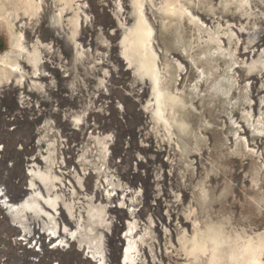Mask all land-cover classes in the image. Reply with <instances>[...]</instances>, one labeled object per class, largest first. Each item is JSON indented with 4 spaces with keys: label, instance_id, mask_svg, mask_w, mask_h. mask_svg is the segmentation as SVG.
I'll use <instances>...</instances> for the list:
<instances>
[{
    "label": "bare ground",
    "instance_id": "1",
    "mask_svg": "<svg viewBox=\"0 0 264 264\" xmlns=\"http://www.w3.org/2000/svg\"><path fill=\"white\" fill-rule=\"evenodd\" d=\"M1 1L0 17L8 24L9 30L7 28L6 30L10 31L9 34H11L12 50L0 55V83H8L14 79L20 82L24 80L22 78L25 75L22 72L20 58L25 57L26 59L24 60L29 62V66L37 71L41 68L40 64L43 57L41 48L44 46L37 40V42L32 43L33 45L31 44V49L28 48L27 44L25 45L24 43V36L22 34H15L13 30L15 20L21 13L35 16L43 12L42 18L44 21L48 20L50 22V19L52 23H60L63 12L72 10L74 0H56L58 1V5L60 2L63 6L58 15L52 12L53 0H7L5 3L8 2L13 5V11L11 12H6L2 9ZM199 2L203 3L201 0ZM232 2L238 3V7L243 11V14L249 17L248 20L257 16L253 0H219L216 4L219 7L221 6V11L224 12V6L228 7L229 3L233 4ZM195 6H197L195 0H120L118 5V9H120L119 11L115 10L118 24L110 21L105 23L103 18H107L108 20L110 18L106 14L102 16L103 18L98 17L97 20L99 24L105 26L107 40H109V44L106 46L89 42L90 36H94L98 32L93 25L94 19L89 20L90 11L88 12L83 9L85 18H81L79 12L72 10L69 21L73 25L74 30L72 32H74L76 45L83 48L94 45L96 51H99L102 56L103 61L99 63L98 69H92L91 71L83 66L85 64L82 63L84 52L78 50L79 52L76 51L78 53L75 57H70L73 47L70 38L73 36V33L71 34L72 36H68V32L66 33L62 28L63 26L61 28L52 26L51 30H48L51 32V38L50 42L45 45V52L49 55L55 67L62 69L67 73L65 77H71L73 80L70 90L72 97L77 98L80 95V90L77 92L78 88H74V83H78V80H80V68L84 71V76L87 79L97 76V70H102L106 74L120 72L122 76L133 74V77L139 82L140 86L137 90L130 88L131 91L138 98L139 103H141L140 101L145 95L149 94L150 98L146 100L143 108L150 114V122L154 124L153 126H156L158 131H163L162 133H164V138H160L159 144L157 142L155 146L153 145L155 142L148 136L149 134H145L144 143H141L137 147V152L135 151L136 155H134L130 149L123 151L121 148L120 141L125 124H120L121 129L113 131L110 123L108 122L107 128L104 121L100 126L99 133L92 132L89 135L90 138L85 140L93 139L94 146L89 141L83 145L81 144V147L73 146L75 144L68 146L69 154L70 152H74L77 155L74 162L73 160H69L67 166L61 169L60 172L53 171V169L35 172V177L38 178L39 175L44 183L54 188V191L53 189L52 191L50 190V194L47 192V195L36 191L35 195L22 205V210H31L37 214L41 212L47 213L39 201L40 198H43L49 205L51 204L52 210L49 216L52 222V234L54 235L51 238V244L54 245L58 242V246L56 245L58 249L54 251L55 253H52L57 256V261L60 264L67 262V250L70 247L73 249L74 241L78 242L80 251L84 252L87 249V254L81 256L79 260V262L87 264L91 263L92 258L99 264H166L165 260L168 264H180L179 260L181 259L184 261L181 264H264V233H254V235L238 233L234 238L226 232L225 227L223 230V226L207 223L202 227L201 221L197 218L198 214L200 215L199 209L191 203L186 205L184 193H181L183 190L187 191V180L189 177L183 171H178L179 168L176 166V157L179 153L183 154V151L187 148L182 145V137L179 135V132L184 133L191 129H188L190 125L184 121L185 118L181 119L178 113V108H184L187 104H185V98L174 93L169 86L172 75H169V66L171 65L167 61L165 68H161L160 66L161 53H163L160 44L163 42L159 43V34L161 32L158 29V25H156L158 19L160 20V27L168 30L175 21L180 24L186 18L197 29L199 43L206 53H219V55H224V57L229 55L231 57L230 61L233 60V64H238L239 68H247V75L249 77L244 85H246L245 87L249 92H246L247 96L245 98L249 104V109H244L245 115L243 116L244 120L253 127L254 132L243 126V129L240 128L241 132H239V129L237 130L234 143L231 142V146L227 144L226 146L229 154H240L243 157L250 156L251 158H259L261 160L262 164L256 165L254 169L250 190L259 186L258 182L264 167V152L260 142L264 136V112L262 110L259 113L256 112L253 98L254 96H258L259 100L264 102V94L260 95L262 92L255 94L257 92L255 84L258 80L254 73L260 65L264 70V60L262 59L264 57V27L259 25V22L258 24L253 23L250 26V22H247V20L246 23H242L241 21L232 22L229 19H224L223 13L216 17L218 12L213 0L209 2L208 11V13L211 12L214 15L212 18H207L208 15L206 17L204 13L197 12ZM121 15L125 16L124 22L121 20ZM36 20L38 19L36 18ZM56 25L58 26L59 24ZM192 34L194 33L192 32ZM234 41L236 42V46L234 45L233 51L231 45ZM189 49L193 50L192 48ZM212 49H215V51L212 52ZM175 60L179 68H185L179 59ZM122 61H126V67L127 65L129 66L127 69L123 68ZM224 62L225 64L227 63L226 60ZM195 63L197 62L195 61ZM220 67L221 65L217 63L214 69L218 77H222L224 74V95L231 102L230 97H233L235 94L233 91L241 88L240 75H238V69L231 71V69L224 68V71H220ZM201 73L205 74L204 69ZM111 75L113 76V74ZM201 87L202 83L198 81L194 87L197 95H200L202 91ZM121 93L118 92L119 95ZM107 94L109 96L111 93ZM78 98L80 99V96ZM126 99L128 100L127 97L124 98V95L121 98L124 103L127 102ZM123 108L125 110L126 105L122 103V112ZM88 110L76 111L73 116L74 120L79 123L85 120V118L90 117L91 115L89 116ZM68 122L71 123V121ZM234 123L235 125L238 124V120H235ZM90 130L89 132H91ZM81 131L82 133H86V126L81 128ZM159 136L156 138L159 139ZM132 145L130 143V146ZM121 152L124 154L122 155ZM199 155L202 154L199 153ZM116 156L121 158V160H116ZM163 156L167 157V159L162 160ZM132 161L133 167L131 166ZM140 180L144 182L141 183L142 186L138 185L140 182L137 184V181ZM196 188H199L198 190L200 191V197H198L206 202V198L208 199V195L210 194H208V191H210L208 189L210 188L207 189L206 181L200 182ZM60 204H63L67 208L69 215H63ZM59 205L61 209H58ZM203 205L207 204L203 203ZM140 206L143 207L142 213H140ZM145 213H148L147 219L144 218ZM181 215H184L186 219L193 218V233L188 232L186 225L188 222L180 221ZM74 217L76 218L75 221H73ZM119 219L123 220L122 228L116 225ZM120 231L123 235L116 236ZM174 233L177 234V240L174 239ZM182 256L184 257L182 258ZM172 260L177 262L172 263Z\"/></svg>",
    "mask_w": 264,
    "mask_h": 264
},
{
    "label": "rangeland",
    "instance_id": "2",
    "mask_svg": "<svg viewBox=\"0 0 264 264\" xmlns=\"http://www.w3.org/2000/svg\"><path fill=\"white\" fill-rule=\"evenodd\" d=\"M5 1L7 0L1 1V5L3 7L1 8L4 9L6 12L13 11V5L8 2L5 3ZM37 1H40V0H37ZM53 1H52V8H53L52 12L54 14L57 13L56 15H58L60 14L59 11H61L63 6L60 2L58 5V1L56 0H53ZM201 1H203V3H200L199 0H195V3L197 5L195 6L196 7L195 10L199 13H202V14L204 13L206 17L208 15L207 18L214 17V15L211 12L208 13L210 0H207V1L201 0ZM218 1L219 0H213V3L216 5L217 7L216 10L218 12L216 17L218 15H222L223 13L224 19H229L232 22L241 21L242 23H246V20H247V22L248 21L250 22V26L253 23L258 24L259 22V25H262L264 27V2H263L264 0H257V1L253 0L254 8L256 10L257 16L252 17L250 20H248L249 17L246 14H243V11L240 10V8L238 7V3L232 2L233 4L235 3L234 5L229 3L228 4L229 6L227 5L228 7L224 6V12H222L221 11L222 7L221 6L219 7V5L216 4ZM119 3H120V0H74L73 1L72 10L79 12V14L81 15V18L85 16L83 14V9H84V10H87L88 12L90 11L89 20L94 19L93 25L95 29L98 30V32H96L97 35L95 34L94 36L93 35L90 36L89 38L90 43L92 44L98 43V45L100 46H106L109 44V40H107L108 38L105 32L106 29H104L105 26L102 24H99L97 20H98V17L100 18L106 14L108 18L109 17L110 18L108 20L107 18L102 17L105 23H108V21H110L115 24H118V17L116 15V11H119L120 9V8L118 9ZM72 10L63 12L62 16L64 18L61 17L60 23H56V24H59L58 26L55 23H52V20L50 19H49L50 22H48V20L44 21V19L42 18L43 12L39 13L40 16L39 14L35 16L34 15L28 16L26 14L21 13V15L15 20V26L13 28L15 34H22L24 36L23 40H24L25 45L27 44L26 46L30 49H31L32 43L37 42V40L40 41L42 45L44 46L41 48V53H43L42 54L43 57H42V61L40 64L41 68L39 67L40 69L37 71L33 70V67L29 66V62L27 60L26 61L24 60L26 59L25 57H21L20 59L22 62V72L25 74L23 75L22 80L23 79L24 80L18 82L17 80L14 79L13 81L8 82V83H3V84L0 83V129L2 130L7 122L6 119L4 118L6 114H11V115L15 114L16 115L15 119H18V120L20 119L19 114L22 115V113H19V108H20L19 107V93L24 92V94L29 95L34 101H37L42 107H45V109H51V110L55 108L57 109V110H53L54 113L45 112L38 117L32 116L33 113L31 111L23 112V115H22L23 120L20 122L21 130H20L19 136H21L23 139H26L27 141H31L32 139L35 138L34 135H35L36 129L41 127L44 123H46L47 120H50L51 118H56V120L60 122L62 121V124H64L65 132H66V128L68 127L67 129V136H68V143H69L68 146H72L73 144H75L73 146L81 147L84 143H87L88 141L91 142V144H93L94 146V142L92 141L93 139H90L88 141H85V140L87 138H90L89 130L93 128V124H95V126L97 125L98 127H100L102 125V122L104 121H105L106 126L108 125V122L110 123L113 131H115L116 129H117L116 131H118L119 129H121L120 124H123V125L125 124L124 125L125 127L123 129V136L120 141L121 148L123 151H127L130 149V151H132V154L136 155L137 147H139L140 144L144 143L143 141H145L144 139L145 134H149L148 136H150L152 138V141L155 142V143L153 142L154 146L157 145V142L164 138V133H162L163 131L162 132L158 131L156 129V126L155 127L153 126L154 124L150 122V114L146 112L143 108V105L146 104V100L150 98L149 94L147 93L148 95H145V97L140 101L141 103H139L137 100L138 98L135 97L134 93L131 91L130 88L132 89L135 88L137 90L140 86L139 82L133 77V74H130V76L129 75L122 76L120 72H118L119 74L110 72V74L107 73L108 74L107 75L106 72L102 70L101 71L97 70L98 72L97 76H95L92 79H89V78L87 79L84 76V71L80 68L79 69V74H80L79 79L80 80H78V83H74V88H78L77 92H79L80 90V93H79L80 95H78L77 98L72 97L70 90H71V85H73L72 83L73 80L71 79V77H65V74L67 73H65L62 69L56 68L55 65L52 63V60L50 59L49 55L45 52L46 50L45 45H47L50 42V38H51V32H49L48 30H51L52 26H56L58 28H61L63 26L62 28L66 31V33L68 32L67 33L68 36L73 33L72 34L73 36L71 35L72 37L70 39L72 40L71 43L74 48L72 47V53L70 57L72 58L75 57L79 51L84 52L82 63H85L83 64V66H85V68H88L89 71H91L92 69L95 70L96 68L98 69V67L100 66L99 63L103 61L101 58L102 57L101 54L99 53V51H96L94 45H90L84 48L82 46L76 45V42L74 40V32H72V30H74L73 25L69 21V18H71ZM113 10L114 11L116 10L115 14ZM122 13H123V10H122ZM122 16L123 15H121V20L122 22H124L125 16L123 17ZM36 18L38 20H36ZM4 21L5 20L2 17H0V55L8 53L12 50L11 34H9L10 31H8L9 29H8L7 22H4ZM95 21L97 22L95 23ZM188 23L189 22L186 18L183 19L182 22L180 23L182 24V26H180L179 22L175 21L173 25L169 27V29L167 30L165 28L160 27L159 19L158 21H156V25H158V29H160V32H161L159 34V39L160 40L162 39V41L159 40V43L163 42L162 44H160V47H162L163 49V53H161L160 66L161 68H165L167 61H168V64L171 65L169 66V72H170L169 75L171 74L172 75L170 77L169 86L174 93L181 95L183 98H185V104L186 103L187 104L184 106V108L183 107L178 108V113L181 119H184V118L186 119V120L184 119V121L190 125L188 129H191L189 131L187 130L184 133L179 132V135L182 137L181 139L182 145L187 148H185V151H183V154L179 153L178 156L176 157L177 159L176 166H178L179 168L178 171H183V173H185V175L189 177L187 180V184H188L187 191L183 190L181 191V193H184L183 195H184L186 205L191 203L199 209L200 215L198 214L197 218L199 221H201L202 227H204L205 224L207 223H214V224L223 226V230L225 227L226 232L229 235L233 236L234 238L236 237L238 233L240 234L247 233L251 235H254V233L255 234L264 233V167H263V170L261 171L260 180L258 182L259 186L256 187L255 189H251V190L249 189L251 186L250 183H251L254 169L256 165L259 166L262 164L261 160L259 158H251L250 156L243 157L240 154H236V155L229 154L227 146H226V144L228 146H231V142L234 143L237 130L239 129V132H241L240 130L243 129V126L246 129H250L251 132H254L253 127H251L250 124L246 120H244L245 118L243 116L245 115V110L249 109V104L247 102V99H245L247 96V93L249 92L247 91V88L245 87L246 85H244L246 84L247 78L249 77L247 75L248 74L247 68L246 67L239 68L238 64L236 63L233 64V60L230 61L231 57L229 55L227 57H224V55L221 56L219 55V53H214V54L206 53L202 45L199 43V33H197V29L192 24L190 23L188 24ZM6 28L8 30H6ZM80 30H81V27H80ZM192 32L194 34H192ZM235 43L236 42L234 41L233 44L231 45V49L233 51L236 46ZM189 48H192V49L195 48L196 50L195 49L190 50ZM214 51L215 49L214 50L212 49V52ZM117 54L119 55V53ZM199 55H202L203 57ZM175 59H179V61L183 63L185 68L184 69L179 68L178 63H176ZM262 59L264 60V57ZM224 60L227 61L226 64ZM195 61L197 63H195ZM198 61H201V62H198ZM125 62L126 61H122V66L124 65L123 68L127 69L129 66L127 65L126 67ZM217 63L221 65L220 71L222 70L224 71V68L225 69L227 68L229 70L231 69V71H233L234 69H238V75H240L239 79L241 80L240 81L241 88L239 90L236 89L233 91V93H235L233 97L230 95L231 102L229 101L227 96L224 95V74L222 77H218L216 75V70L214 69V66ZM260 66L258 70L254 72L255 77L258 80L257 83L255 84L256 91H257L255 92V94H257L258 92H262L260 93V95L261 94L263 95L264 94V90H263L264 89V86H263L264 85V74H263L264 70ZM197 69H199L200 71ZM203 69L205 71L204 75L201 73ZM111 74H113V76ZM198 81H201L202 83V87H201L202 91L200 92V95H197L196 91L194 90L195 84ZM225 84L227 85L226 82ZM243 85L244 87H242ZM82 88L85 90H83ZM107 89H110V90H107ZM82 90L85 92H83ZM112 92L114 95L112 94ZM118 92L120 93L122 92L121 95H119ZM107 93L109 94L111 93V94L108 96ZM123 95H124V98L126 97L128 98V100L126 99L127 102L125 103L121 100V98H123ZM79 96H80V99L78 98ZM253 98H254V108L256 109V112L259 113L260 110L264 112V108H263L264 102L259 100L258 96H254ZM53 100L57 101L58 103V106L55 108H54V105L52 104ZM69 100H71L72 102ZM120 102L126 105V109L124 110L123 108V112H122V103ZM181 108H182V111H181ZM79 110H88V112L90 113L89 116L90 115L91 116L77 123L74 120L73 116H74V113ZM235 120H238V124L236 125L234 123ZM68 121H71V123ZM85 126H86V133L84 132L82 133L81 128ZM100 129L101 127L99 128V130ZM155 132H157L158 134ZM61 136L64 137V135H61ZM158 136H159V139L156 138ZM40 137H43V139H45L42 133L40 134ZM54 137L51 139L52 141H54L55 139ZM260 142L262 144L261 147L263 148V152H264V144H263L264 136L261 138ZM130 143L131 145L132 144L133 145L130 146ZM199 153H201L202 155H199ZM121 154L123 155L124 153L121 152ZM67 155H69L68 159L70 161L73 160V162L75 161L76 156H77L74 152L72 153L70 152V154L68 152ZM115 159L118 161L121 160V158H118V157ZM166 159L167 157H164V156L162 157V160H166ZM180 161L182 162L180 163ZM131 166L132 167L134 166L133 161L131 163ZM181 166H183L182 170H181ZM38 178L39 180L42 181L39 175H38ZM199 181L200 182L206 181L207 189L210 188L208 189L210 190L208 191V194L210 193L208 195V199L206 198L207 203L201 198H199L200 191L198 190L199 188H196V186L198 187V185L200 184ZM141 183H144V182L142 180L137 181V184L139 186H142ZM44 185L48 189L47 190L48 194H50V190L52 191L53 189L54 191V188L49 187L48 184L44 183ZM193 191L195 192V194ZM200 200H202L203 202ZM203 203L207 204L205 205L206 207L203 205ZM60 205L62 209L60 208ZM60 205L58 206V209L62 210L63 215L64 216L69 215L67 208L64 207L63 204H60ZM201 205H203L205 209L201 207ZM139 209H140V213H142L143 207L140 206ZM202 211L203 213H201ZM205 213H206V216H205ZM147 215L148 213L144 214L145 219L148 218ZM75 220L76 218L74 217L73 221ZM192 220H193L192 217L186 219L184 215L180 216L181 222H188V224L186 225H187L189 233H193V225H192L193 221ZM118 223L116 225L122 228L123 220L119 219ZM117 235L122 236L123 233L120 231L118 234H116V236ZM174 239L177 240L176 233H174ZM74 242H73L74 244L73 249L70 247L67 250L68 256L66 257L68 258V260L64 264H77L80 260V257L87 254V249L84 252L80 251V249L78 248L79 247L78 242L77 241H74ZM183 257L184 256H182V258ZM94 260L95 259L92 258L90 264H99L98 262H96V260L95 261ZM74 262H77V263H74ZM165 262L166 264H168L166 260ZM175 262L177 261L172 260V263H175ZM179 263L180 264L184 263L183 259L179 260ZM79 264H87V263L79 262Z\"/></svg>",
    "mask_w": 264,
    "mask_h": 264
},
{
    "label": "built area",
    "instance_id": "3",
    "mask_svg": "<svg viewBox=\"0 0 264 264\" xmlns=\"http://www.w3.org/2000/svg\"><path fill=\"white\" fill-rule=\"evenodd\" d=\"M52 104L58 106L57 101ZM19 107V113L31 111L34 117L57 110L45 109L24 92L19 93ZM19 115L18 120L15 114H6L7 122L0 129V264H60L52 253L58 249V242L51 244L54 235L50 205L40 198L48 214L22 210V205L36 191L47 195L46 186L35 177L36 171L60 172L67 166L68 127L65 132L62 121L51 118L36 129L34 139L27 141L19 136L23 120ZM99 128L93 124L90 133H99Z\"/></svg>",
    "mask_w": 264,
    "mask_h": 264
}]
</instances>
